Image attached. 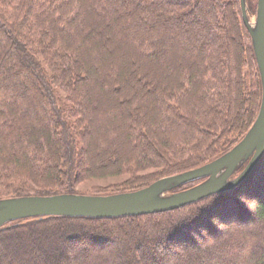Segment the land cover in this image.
Instances as JSON below:
<instances>
[{
	"label": "trees",
	"instance_id": "1",
	"mask_svg": "<svg viewBox=\"0 0 264 264\" xmlns=\"http://www.w3.org/2000/svg\"><path fill=\"white\" fill-rule=\"evenodd\" d=\"M207 9L211 21L199 31L192 28ZM10 54L18 64L13 71L4 67ZM248 66L254 67L252 81L244 77ZM255 66L241 0H0V199L74 194L79 180L125 172L133 175L119 193L129 192L216 159L257 116L261 81ZM100 67L104 74L96 80ZM19 72L28 77L22 90ZM119 81L130 90L124 99ZM100 106L108 110L96 122ZM107 147L112 153L105 155ZM263 164L264 153L232 189L169 211L10 221L0 227V239L19 231L38 237L49 225L43 236L56 241L49 248L33 243L23 253L12 252L7 241L0 264L24 256L26 264L36 256L41 264H69L68 251L77 240L88 244L78 250L77 264H135L134 257L126 259V246L116 249L119 258L113 260L107 251L91 254V246L110 242L94 227L110 225L125 228L129 247L153 264L154 243L165 251L177 247L176 264H264V191L253 201V218L231 213L230 199L256 179ZM147 169L152 171L138 174ZM27 179L43 187L18 185ZM216 207L219 222L231 221L223 239L205 219ZM195 236L205 246L183 253V247L199 244Z\"/></svg>",
	"mask_w": 264,
	"mask_h": 264
},
{
	"label": "water",
	"instance_id": "2",
	"mask_svg": "<svg viewBox=\"0 0 264 264\" xmlns=\"http://www.w3.org/2000/svg\"><path fill=\"white\" fill-rule=\"evenodd\" d=\"M241 11L244 19V0H241ZM248 31L260 75L261 101L253 124L233 148L200 167L157 179L134 191L109 195L74 193L0 199V227L13 220L36 216L118 217L164 212L238 185L264 153V0L257 1L255 26ZM246 160L248 162L242 171L229 180L236 167ZM202 177L205 180L193 187L165 197L159 196L172 186Z\"/></svg>",
	"mask_w": 264,
	"mask_h": 264
},
{
	"label": "rangeland",
	"instance_id": "3",
	"mask_svg": "<svg viewBox=\"0 0 264 264\" xmlns=\"http://www.w3.org/2000/svg\"><path fill=\"white\" fill-rule=\"evenodd\" d=\"M134 1H136V0H134ZM257 1L258 0H244L245 17L243 19V22L245 23L247 30H248V28L252 29L255 26ZM209 14H210V10L207 9L206 15H203L201 18H198L194 23H191L192 28H195L198 31L201 29V27L203 28L205 22L211 21L209 18L210 17ZM161 35L164 36L163 34H161ZM187 41L189 43H191L190 38H188ZM216 42L220 43V41H216ZM2 47H3V49H6L7 43L3 42ZM129 57H130L129 61H130V63H132L131 56H129ZM6 61L7 62L4 64L5 68H10L12 71L17 68L18 64L16 61H14L12 54L9 55V57ZM186 61H188V60L186 59ZM256 68L257 67L255 66V69ZM100 69H101V72H99V75L98 74L94 75L96 77H94L90 73L91 79L94 77L97 80L100 77H103L102 74H104L103 73L104 68L100 67ZM145 72L146 71L141 70V75L143 74V76H145ZM20 73L21 72H19V75H18L20 78L19 88H20V90H22L26 87V81H27L28 77H26L25 75H21ZM243 73H244V77L246 80L252 81L254 78V75H255L254 67L248 66L247 68L243 69ZM100 84L103 85V82H100ZM119 84H120L121 89H122L121 90V97L124 99L126 96L125 93L130 92V90L126 89L124 87V85L122 87L121 81H119ZM150 84H151V82H150ZM16 91L18 92V90H16ZM30 93H31V91H30ZM29 97L30 96L27 95V96H25V99L27 100V99H29ZM139 97L142 98L143 96H139ZM107 110H108L107 108L102 109L101 106L99 107V110H97V112H96V122H98L100 118H102L106 115ZM95 130H96L95 143L97 144V142L99 143L100 138H98V137H100L99 135L101 133V131H100L101 129L99 127V124H97L95 126ZM130 144H131V142H130ZM107 148L108 149L106 150L107 152L105 153V155L112 153V148H109V147H107ZM78 159H80V158H78ZM261 169L262 170H260V173H258V174L256 173L258 175V176H256V179H253V180L250 179L248 181V183L244 186V188L241 190V192L239 190L237 193H232V196L230 199L232 200L234 209L231 211V213L233 212V214H235L234 212H237V211L242 212L243 211V212H246L247 214H250L249 215L250 218L254 217L255 204L253 201L255 198H258V196H261V193L264 191V164L261 167ZM151 171H152V169H147L146 171L140 172L138 174H146V173H150ZM232 174L229 177V180L234 178L233 177L234 175L232 176ZM132 175H133L132 173L130 174V173L125 172V173L120 174V175H109V176H103V177L84 178L82 180L75 182V184L73 186L74 192L76 194H83V195H104V194H110V193H115V192L119 193V191L121 189L120 185H122L123 182H125L126 180L131 178ZM204 178L205 177L194 179L192 181H188L186 183L177 185L176 187L172 186L169 189L162 191L159 194V196L165 197V196L172 194L175 191H179V190L191 187L197 183H200ZM255 181H256V183H254ZM259 181H261V182H259ZM17 182H19L18 185H21V186L25 185L26 187H29L30 190H34V191L43 187L40 184L33 183L29 179L20 180ZM258 183H260V184H258ZM255 184H258V185H255ZM3 189H4L3 186H0V191ZM243 192H245V193H243ZM262 194L264 195V193H262ZM248 208H249V210H248ZM214 212L215 213L211 214L210 216L207 215L206 217H208V218H205V219L208 223L213 224L215 226V228H217L219 230L220 233H218L216 235L217 238L223 239L226 237L225 235L228 232L229 226L231 225V221L227 220L225 222H223V221L219 222V214L221 211H219L218 207H216V211H214ZM217 212H219V214ZM4 225H6V224H4ZM75 226L77 227L78 224H75L72 227H75ZM111 227H112L111 225L110 226H100V227L95 226L94 227L95 229H99V230L101 229L100 231H103V233L107 234L108 238L110 239V242H107V244L104 246H99V245L91 246V249H90L91 254H100L104 251H107L109 253L110 260H113L115 258H119L118 254L116 252V249L123 248L126 246V248H128V251L125 252L126 259L134 257L137 260V262L135 264H153L152 262H149L145 256H141L140 254H138L136 249L129 247L130 245L128 243V240H127L126 236L124 235L125 228L122 227L121 230H116V229L112 228V230H111ZM51 229L52 228L49 225H47L43 230H39L38 237H35L31 233L27 234L24 231H19L15 236H11V237H8L5 239H0V250L2 248H4L7 241L12 242V244H13L12 246L14 247V249H12V252H15V248H16V249H20V253L21 252L23 253L25 250H29V246L32 245L33 243H38V244L40 243V245H42V247H45V246L48 247V245L51 247L54 244V242L56 241V238L51 237V236L44 237L43 232H42V231H49ZM135 229H137L135 231H145L143 227H139V228L135 227ZM109 230L111 232L108 234V232H106V231H109ZM128 233H129V235H131L130 232H128ZM201 233L203 235H205V234L207 235V232L204 229L201 231ZM195 239H197V242L199 244L194 245V246H190V247L189 246L183 247L182 250L185 251L183 253H186L190 250H198L200 247L205 246L206 240H201L200 238H198V236H195ZM72 245H73V249L68 251L69 256H70L68 263L69 264H77L78 261L80 260L79 259L80 256L78 255L79 254L78 250H80V248H84V247L88 246V244H85L83 242H79V240H77L76 242H73ZM150 246H151L150 247L151 251L157 255L156 260H155L156 261L155 264H176V261H177L176 257H178V256L181 257V254L179 255V254H177L178 252H176V250H178L177 247H173V250H171V251H165V249H159L158 248L159 246L156 245L155 243L150 244ZM31 254H32V256H34V254H36V253H34V250H32ZM16 259L17 258L12 260V262H14V264H19V263L20 264H22V263L26 264V263H28L25 256L23 258L21 257L20 262H18V263H17ZM29 264H41V263L39 262V259L36 256V262L31 263V261H30Z\"/></svg>",
	"mask_w": 264,
	"mask_h": 264
}]
</instances>
